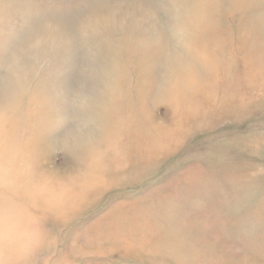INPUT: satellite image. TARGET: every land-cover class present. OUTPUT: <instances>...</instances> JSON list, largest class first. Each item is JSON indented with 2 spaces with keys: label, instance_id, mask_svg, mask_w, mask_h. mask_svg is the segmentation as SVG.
<instances>
[{
  "label": "rangeland",
  "instance_id": "rangeland-1",
  "mask_svg": "<svg viewBox=\"0 0 264 264\" xmlns=\"http://www.w3.org/2000/svg\"><path fill=\"white\" fill-rule=\"evenodd\" d=\"M0 227L11 264H264V0H0Z\"/></svg>",
  "mask_w": 264,
  "mask_h": 264
},
{
  "label": "bare ground",
  "instance_id": "bare-ground-1",
  "mask_svg": "<svg viewBox=\"0 0 264 264\" xmlns=\"http://www.w3.org/2000/svg\"><path fill=\"white\" fill-rule=\"evenodd\" d=\"M10 233L8 232L7 228L4 227H0V233ZM20 240H22L21 238H19ZM26 242V246L25 243L23 242H19L16 240H10V241H0V252H5V249L9 250L10 253H8L9 257L7 259H5V261H10L9 264H11L12 260H17L19 257V253L21 254H25L26 251L30 250L31 248H33L31 246V241H25ZM9 246V247H8ZM14 247V248H11ZM2 262H4L3 257L0 254V264H3Z\"/></svg>",
  "mask_w": 264,
  "mask_h": 264
}]
</instances>
